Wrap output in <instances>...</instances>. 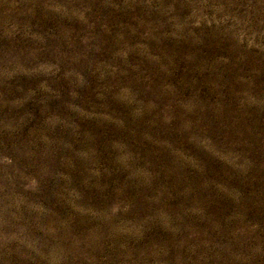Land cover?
Masks as SVG:
<instances>
[{
	"label": "rangeland",
	"instance_id": "374dc122",
	"mask_svg": "<svg viewBox=\"0 0 264 264\" xmlns=\"http://www.w3.org/2000/svg\"><path fill=\"white\" fill-rule=\"evenodd\" d=\"M0 264H264V0H0Z\"/></svg>",
	"mask_w": 264,
	"mask_h": 264
}]
</instances>
